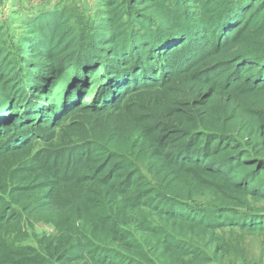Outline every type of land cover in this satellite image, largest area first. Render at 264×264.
Masks as SVG:
<instances>
[{
    "label": "trees",
    "instance_id": "1",
    "mask_svg": "<svg viewBox=\"0 0 264 264\" xmlns=\"http://www.w3.org/2000/svg\"><path fill=\"white\" fill-rule=\"evenodd\" d=\"M100 6L0 27V264H264V0Z\"/></svg>",
    "mask_w": 264,
    "mask_h": 264
},
{
    "label": "rangeland",
    "instance_id": "2",
    "mask_svg": "<svg viewBox=\"0 0 264 264\" xmlns=\"http://www.w3.org/2000/svg\"><path fill=\"white\" fill-rule=\"evenodd\" d=\"M101 0H0V27L3 28L2 35L5 38L13 36L16 40L24 33L22 26L23 22L31 17L36 16L42 11L53 10L55 6H60L67 13L72 15L71 22L78 28L80 33H83L87 41H92V33L94 27L92 23L100 15L102 7ZM77 13V16L71 12ZM6 33V35H5ZM111 82V80H109ZM95 93L86 98V101H93ZM92 97V98H91ZM44 227H37L39 231ZM264 236L249 235L245 238L247 246V254L250 258L256 261L264 262Z\"/></svg>",
    "mask_w": 264,
    "mask_h": 264
}]
</instances>
